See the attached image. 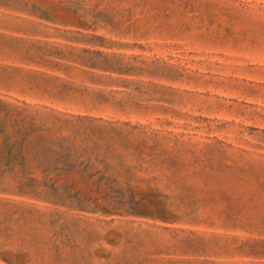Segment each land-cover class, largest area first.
Listing matches in <instances>:
<instances>
[{"label":"rangeland","instance_id":"1","mask_svg":"<svg viewBox=\"0 0 264 264\" xmlns=\"http://www.w3.org/2000/svg\"><path fill=\"white\" fill-rule=\"evenodd\" d=\"M0 264H264V0H0Z\"/></svg>","mask_w":264,"mask_h":264}]
</instances>
